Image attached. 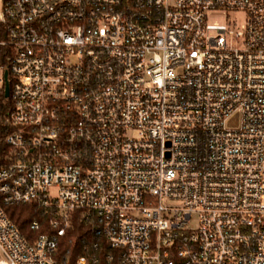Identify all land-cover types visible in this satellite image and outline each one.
<instances>
[{
  "label": "built area",
  "instance_id": "obj_1",
  "mask_svg": "<svg viewBox=\"0 0 264 264\" xmlns=\"http://www.w3.org/2000/svg\"><path fill=\"white\" fill-rule=\"evenodd\" d=\"M0 101V264H264V0H3Z\"/></svg>",
  "mask_w": 264,
  "mask_h": 264
},
{
  "label": "trees",
  "instance_id": "obj_2",
  "mask_svg": "<svg viewBox=\"0 0 264 264\" xmlns=\"http://www.w3.org/2000/svg\"><path fill=\"white\" fill-rule=\"evenodd\" d=\"M4 97V95H2ZM3 99V98H2ZM9 102L8 100H6ZM1 103V101H0ZM3 111H0V165L7 149L5 142L6 134L10 128L4 123ZM50 211L45 208H37L35 204H20L17 206L15 218L22 222L23 232L31 239L35 238L40 232L52 230L48 226L50 219ZM34 219L40 220L43 225L38 230H33L31 222ZM95 222L86 220L82 217V212L77 211L72 217V223L67 229L66 235L61 238V245L58 257L61 262L75 264L81 256H89L90 258L99 256L102 261H106L109 251H114L111 245L105 239H99L100 248L96 250V235L94 232Z\"/></svg>",
  "mask_w": 264,
  "mask_h": 264
},
{
  "label": "rangeland",
  "instance_id": "obj_3",
  "mask_svg": "<svg viewBox=\"0 0 264 264\" xmlns=\"http://www.w3.org/2000/svg\"><path fill=\"white\" fill-rule=\"evenodd\" d=\"M2 3H3V0H0V8L2 6ZM225 19L226 18H225V16L223 14H217V15H214V16L211 17V20L213 22H218V23L224 22ZM230 124H236V122H233L232 121V122H230ZM198 224H199V222H198V214L197 213H194L193 218L190 220L189 225H192L194 227H197ZM1 257H2V255H1V252H0V258Z\"/></svg>",
  "mask_w": 264,
  "mask_h": 264
},
{
  "label": "water",
  "instance_id": "obj_4",
  "mask_svg": "<svg viewBox=\"0 0 264 264\" xmlns=\"http://www.w3.org/2000/svg\"><path fill=\"white\" fill-rule=\"evenodd\" d=\"M9 94H10V85L8 83L6 88V96H9Z\"/></svg>",
  "mask_w": 264,
  "mask_h": 264
}]
</instances>
